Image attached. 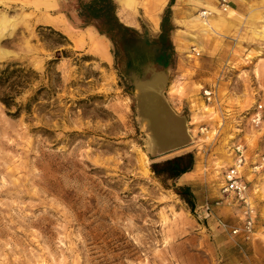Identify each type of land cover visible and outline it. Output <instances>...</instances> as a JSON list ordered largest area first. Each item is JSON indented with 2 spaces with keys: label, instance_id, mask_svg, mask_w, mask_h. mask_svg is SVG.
Segmentation results:
<instances>
[{
  "label": "rangeland",
  "instance_id": "374dc122",
  "mask_svg": "<svg viewBox=\"0 0 264 264\" xmlns=\"http://www.w3.org/2000/svg\"><path fill=\"white\" fill-rule=\"evenodd\" d=\"M168 2L156 28L141 9H116L139 38L114 55L105 35L83 25L77 0H0V264L243 262L250 241L218 220L240 224L239 204L221 189L238 142L248 199L264 220V31L228 48L212 29L173 26L172 48L160 51L152 41ZM156 75L188 137L164 152L136 93L137 81ZM187 152V178L150 169ZM182 185L193 210L173 190Z\"/></svg>",
  "mask_w": 264,
  "mask_h": 264
},
{
  "label": "crops",
  "instance_id": "0c3cea01",
  "mask_svg": "<svg viewBox=\"0 0 264 264\" xmlns=\"http://www.w3.org/2000/svg\"><path fill=\"white\" fill-rule=\"evenodd\" d=\"M117 2L119 4L117 12L123 10L136 12L141 9L149 25L152 28L157 27L158 12L164 0H130L129 6L125 9L122 8L120 0ZM228 9V13H221L216 0H174L173 26L182 32H186V27L196 28L198 34H208L209 29H212L223 37V43L225 46L229 45L228 48L232 45L237 46L239 41L248 47L257 40L259 33L264 31V0H229ZM202 10H207L211 14L201 18L199 12ZM202 24L206 27H202ZM190 172L182 174L183 178H187ZM244 247L246 253L243 254V262L239 257L237 264H247L245 257L249 264H264V235L260 234Z\"/></svg>",
  "mask_w": 264,
  "mask_h": 264
},
{
  "label": "trees",
  "instance_id": "16d2710c",
  "mask_svg": "<svg viewBox=\"0 0 264 264\" xmlns=\"http://www.w3.org/2000/svg\"><path fill=\"white\" fill-rule=\"evenodd\" d=\"M174 0H169L164 9L161 21L160 32L152 41L160 51H167L172 48L170 33L173 29L171 22V6ZM78 17L83 25H92L99 35H105L112 43L114 55H117L127 44L139 38L137 29L124 24L118 17L116 3L114 0H77ZM9 106L7 101H3ZM194 164V156L191 152L176 155L163 161L152 162L151 171L158 178L175 180L182 174L191 171ZM174 192L182 198L190 210L194 209V195L188 185L173 186Z\"/></svg>",
  "mask_w": 264,
  "mask_h": 264
},
{
  "label": "built area",
  "instance_id": "2783aa9c",
  "mask_svg": "<svg viewBox=\"0 0 264 264\" xmlns=\"http://www.w3.org/2000/svg\"><path fill=\"white\" fill-rule=\"evenodd\" d=\"M218 8L226 12L229 8V0H217ZM211 13L207 10L199 12L201 18L209 16ZM194 55H199V51L196 48H192ZM213 90L205 89L203 94L207 100L213 97ZM261 108V105L258 106ZM259 113H256L253 117L254 122H259ZM234 158L231 166L225 171L224 183L222 186V193H224L225 199L228 197L239 204L241 209L240 224L230 226L225 222L218 220L219 226L229 231L232 236H238L244 241H252L256 238V235H264V220L258 222V213L256 207L249 201L247 194V183L242 178L241 169L245 164V154L243 144L238 142L233 148ZM219 202H217L218 204ZM205 209L209 210L208 204L205 205Z\"/></svg>",
  "mask_w": 264,
  "mask_h": 264
},
{
  "label": "bare ground",
  "instance_id": "6f19581e",
  "mask_svg": "<svg viewBox=\"0 0 264 264\" xmlns=\"http://www.w3.org/2000/svg\"><path fill=\"white\" fill-rule=\"evenodd\" d=\"M123 1L129 6V0ZM161 81V76L156 75L151 82H136L141 121L150 131L157 146L164 147L171 140L185 143L188 137L184 131L183 121L170 117L169 109L158 93Z\"/></svg>",
  "mask_w": 264,
  "mask_h": 264
},
{
  "label": "water",
  "instance_id": "95a60500",
  "mask_svg": "<svg viewBox=\"0 0 264 264\" xmlns=\"http://www.w3.org/2000/svg\"><path fill=\"white\" fill-rule=\"evenodd\" d=\"M155 143V142H154ZM184 144L183 142L177 141V140H171L166 146L162 147V146H157L155 144V151L156 152H164V151H168L170 149L176 148L180 145Z\"/></svg>",
  "mask_w": 264,
  "mask_h": 264
}]
</instances>
